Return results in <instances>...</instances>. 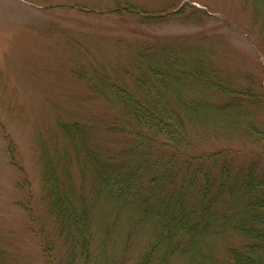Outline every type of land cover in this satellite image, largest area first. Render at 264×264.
<instances>
[{
    "label": "rangeland",
    "instance_id": "obj_1",
    "mask_svg": "<svg viewBox=\"0 0 264 264\" xmlns=\"http://www.w3.org/2000/svg\"><path fill=\"white\" fill-rule=\"evenodd\" d=\"M257 2L0 0V249L4 253L3 262L57 264L65 257L62 250L69 245L66 233L56 223L55 211H49L41 187L45 152L55 163L58 160V173L66 167L78 193L83 186L84 191L89 190L88 183L84 184V175L93 183L98 181L96 160L100 154H105V158L109 153L116 154L119 159L131 155L127 149L137 142L128 143L130 136L122 131L126 122L118 116V109L122 108L119 101L110 100L111 96L118 97L111 84L128 89L138 98L147 95L144 87L151 89L150 95L167 96L165 85L158 81L151 68L155 58L161 62L170 50L173 56L183 54L189 60L201 56L205 62H212L224 77L232 75L235 92L251 88L264 99V6ZM128 3L148 14L162 15L145 18L124 8ZM179 66L183 68L181 63ZM197 87L188 83L185 97L197 94L201 89ZM202 95L215 104V100L224 102L233 98L211 90ZM260 98L255 99L259 105L254 108L247 103L243 105L249 112L244 116L261 122L264 130V104ZM69 122L80 125L88 140L76 141L63 131L62 125ZM221 125L223 134L212 127L204 137L196 127L200 132L196 138V133L189 131L193 138L191 144L179 145L190 154L198 155L234 148L235 171L248 166L255 151L264 150L243 132L241 139L235 138L237 135L227 122L221 120ZM192 127L191 122L190 129L195 131ZM160 135L164 138L162 142L168 137L164 133ZM159 142L154 144L153 162L158 155L173 152L172 147ZM92 146L97 149L88 157L86 149ZM65 152L69 156L66 163L60 156ZM181 158L178 164L184 161ZM165 163L158 168H164ZM151 174L147 173L146 180ZM93 203L95 218L90 229L98 242L95 244L94 239L91 264H139L141 252L152 238L153 222L146 221L137 228L134 219L135 236L130 249L124 251L130 228L127 223L134 216L133 210L123 208L120 213L116 202L102 196L94 198ZM30 206L34 209L33 216L27 211ZM105 237L113 240L110 239L107 252L100 256L99 241ZM244 241L237 233L221 234L215 236L213 244L218 256L225 258L228 244L235 242L241 246ZM176 264L185 263L177 261Z\"/></svg>",
    "mask_w": 264,
    "mask_h": 264
},
{
    "label": "trees",
    "instance_id": "obj_2",
    "mask_svg": "<svg viewBox=\"0 0 264 264\" xmlns=\"http://www.w3.org/2000/svg\"><path fill=\"white\" fill-rule=\"evenodd\" d=\"M258 3L264 6V0H258ZM124 8L143 14L145 18L162 15L148 14L131 3L125 4ZM167 51L166 58L161 62L155 58L151 68L158 81L165 85L167 96L150 95L151 89L144 87L147 95L138 98L126 88L110 85L118 96H111L110 100L119 101L122 106L118 109V116L126 122L122 131L129 134L128 143L137 142L127 149L130 156L119 159L116 154L109 153L107 158L100 154L96 160L98 181L93 183L84 175L83 181L88 183L89 190L84 191L83 186L78 193L66 167L58 173V160L55 163L49 153L43 155L41 187L44 200L49 211H55L56 223L63 226L62 232L66 233L69 244L62 250L65 257L57 264H76L78 261L91 264L92 245L98 242L90 229L95 218L92 205L94 198L101 196L116 202L120 213L123 208L133 210L134 216L127 223L130 228L124 251L130 249L136 227L144 226L149 220L153 222L152 238L141 252L139 264H176L177 261L185 264H264V150L255 151L248 166L235 171L232 156L237 152H233L234 148L204 151L198 155L190 154L179 145L191 144L193 138L189 131L195 132L196 138L200 133L196 127L202 130L204 137L209 135L212 127L218 134H223L222 120V123L232 125L235 138L241 139L243 132L251 137L252 143L264 148L261 122L247 119L244 114L249 112L243 106L246 103L251 108L258 106L255 99L260 97L251 88L236 93L232 75L224 77L212 62H205L201 56L189 60L183 54L177 57ZM188 83L201 89L186 98ZM104 84L101 86L103 91L107 89ZM207 90L230 94L233 98L224 102L215 100V104L202 95ZM261 100L264 104L263 97ZM217 115L221 117L218 119ZM191 122L195 131L190 129ZM62 130L76 141L88 140L87 136L84 138V129L75 122L63 124ZM162 133L168 136L164 145L172 147L173 152L158 155L153 162L154 144L162 142ZM96 149L93 146L86 149L88 157L93 156L91 153ZM60 156L64 157V163L65 159L69 160L67 152ZM181 156L184 161L178 164ZM163 163L165 167L158 168ZM149 172L152 176L146 180ZM27 211L33 216L31 206ZM232 233L241 235L246 242L241 246L235 242L228 244L226 257L221 258L213 239ZM110 239L113 240L112 237L100 239V256L107 252ZM2 255L0 249V264H10L1 260Z\"/></svg>",
    "mask_w": 264,
    "mask_h": 264
}]
</instances>
